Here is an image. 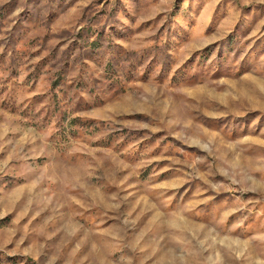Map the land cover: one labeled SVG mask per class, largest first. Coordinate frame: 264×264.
Listing matches in <instances>:
<instances>
[{"label": "rangeland", "instance_id": "rangeland-1", "mask_svg": "<svg viewBox=\"0 0 264 264\" xmlns=\"http://www.w3.org/2000/svg\"><path fill=\"white\" fill-rule=\"evenodd\" d=\"M0 264H264V0H0Z\"/></svg>", "mask_w": 264, "mask_h": 264}]
</instances>
